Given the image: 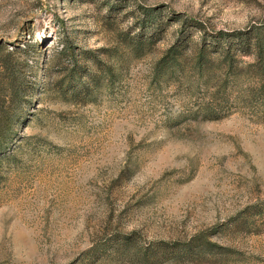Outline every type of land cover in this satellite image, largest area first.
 I'll list each match as a JSON object with an SVG mask.
<instances>
[{"label":"rangeland","instance_id":"obj_1","mask_svg":"<svg viewBox=\"0 0 264 264\" xmlns=\"http://www.w3.org/2000/svg\"><path fill=\"white\" fill-rule=\"evenodd\" d=\"M255 36L264 0H0V264H264Z\"/></svg>","mask_w":264,"mask_h":264},{"label":"trees","instance_id":"obj_2","mask_svg":"<svg viewBox=\"0 0 264 264\" xmlns=\"http://www.w3.org/2000/svg\"><path fill=\"white\" fill-rule=\"evenodd\" d=\"M145 14H149V12H145ZM153 19V18H152ZM218 34L220 36H225L222 31H219ZM236 41L241 43H246L249 39L245 38V36H240L236 34ZM254 49L253 55L257 60L264 59V46L262 41L258 36L253 38L251 45ZM231 44H228L226 49H230ZM26 51L22 50L18 46H13L10 49H7L2 46L0 43V72L8 74V80L5 79L4 82L0 81V85L6 91V96L11 100L15 96H19L20 93L26 91L28 89V82L25 80L24 76L22 77L19 73L21 69L26 66L21 58L25 56ZM183 62V53L178 48H174V46H170L165 54L160 58L159 64L161 65L159 71L161 74L168 75L173 73L174 71H178L180 68V64ZM194 68L198 71H202L204 66H207L209 60L205 58L201 50L196 52V56L192 61ZM223 64H226L225 67H231L233 65L232 61H222ZM8 128L10 126L8 125ZM8 144L5 138H0V149L5 147Z\"/></svg>","mask_w":264,"mask_h":264}]
</instances>
